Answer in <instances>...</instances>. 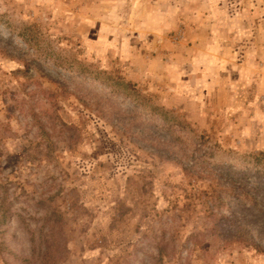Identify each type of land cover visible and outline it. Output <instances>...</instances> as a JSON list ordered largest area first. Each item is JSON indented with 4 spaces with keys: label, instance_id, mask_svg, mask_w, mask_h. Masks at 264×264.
<instances>
[{
    "label": "rangeland",
    "instance_id": "374dc122",
    "mask_svg": "<svg viewBox=\"0 0 264 264\" xmlns=\"http://www.w3.org/2000/svg\"><path fill=\"white\" fill-rule=\"evenodd\" d=\"M260 152L264 0H0V184L19 213L0 264L42 263L50 237L56 264H264ZM225 183L238 218L207 212Z\"/></svg>",
    "mask_w": 264,
    "mask_h": 264
},
{
    "label": "trees",
    "instance_id": "16d2710c",
    "mask_svg": "<svg viewBox=\"0 0 264 264\" xmlns=\"http://www.w3.org/2000/svg\"><path fill=\"white\" fill-rule=\"evenodd\" d=\"M31 27L28 26L26 27V31L28 33L24 34L22 37L23 41L27 44L28 48H32V52L31 54H35L37 57L36 61L39 60V58H41L42 56L44 57V60L46 59L47 61H51L55 64V66H57L59 63H57L56 59L53 58L51 55H48L49 52L45 51L44 49H42L39 45L38 47H36L37 45V41H33L31 38H27V35L32 34L31 31ZM78 62L74 59L72 60L69 65L67 66V68L73 70L77 75H82L83 77H86L92 81L95 82H99L107 87H109L111 89V93L113 95H121L124 97H129L130 95H132V84L130 82H125L124 80H122L121 77L115 76V75H110L107 74L105 71H94L89 69L88 67H86L83 64H80L79 66ZM24 69L28 70L29 69V64L28 63H24ZM17 71L19 73H23L25 72V70L23 69H17ZM135 97H137V94L135 95ZM133 100L136 101V99L134 98ZM148 108L150 110V113L152 114H159L160 116H162L163 121H167L168 122V126L170 127L171 124L175 123L173 122H169L168 120H170V117L167 118V115L165 112L162 111L161 108H159L158 106L154 105V104H149ZM176 124H181L179 122L176 121ZM200 145L197 146V166H198V162L202 163L204 159H202V154L200 152L199 149ZM192 157H195V155H191ZM261 157V158H260ZM256 162L255 165L261 164V167H256L254 174L256 176L259 177L260 176H264V153L260 152L259 155L254 157ZM263 158V160H262ZM261 160V162H260ZM201 172V171H200ZM227 175H230L229 173H226ZM197 176H199V173H197ZM208 176V175H207ZM223 187H215L211 185L210 190L206 191V201H209L210 203V207L208 209L207 212H210L212 217H215V209L219 208L220 206L224 205L227 207L228 210V215L225 216V219L227 220L228 218H238L240 216V213L238 212V210L236 209L235 206H238L239 203H242V198L239 196L240 191L238 189V186L235 185H230L228 183H225V185H223ZM7 188L6 186H2L0 184V234L3 233V231L5 230V225L7 224L8 221L11 220V218L13 216H19V213H17V209H13L11 208L12 203H8V205H5V200L9 197L8 193L6 192ZM232 198L235 200V204H233V200ZM214 226L215 227H219L221 226V224L218 223V220L214 222ZM52 233V232H51ZM66 240H64L63 243L57 241L56 246H62L63 249L66 250ZM4 242V241H1ZM49 245H47L45 247V251H47V253L49 254H44V260L42 261V263L40 264H56L58 262V259L53 255V253L51 252V249L54 247L53 242H54V238L50 237V240L48 241ZM1 244V243H0Z\"/></svg>",
    "mask_w": 264,
    "mask_h": 264
}]
</instances>
